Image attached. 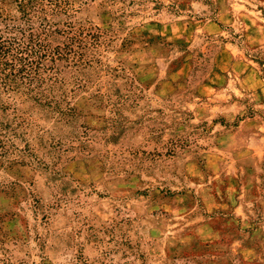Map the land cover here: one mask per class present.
Listing matches in <instances>:
<instances>
[{
  "label": "rangeland",
  "instance_id": "obj_1",
  "mask_svg": "<svg viewBox=\"0 0 264 264\" xmlns=\"http://www.w3.org/2000/svg\"><path fill=\"white\" fill-rule=\"evenodd\" d=\"M23 7L78 42L49 107L0 81V264H264V0H0V33Z\"/></svg>",
  "mask_w": 264,
  "mask_h": 264
},
{
  "label": "trees",
  "instance_id": "obj_2",
  "mask_svg": "<svg viewBox=\"0 0 264 264\" xmlns=\"http://www.w3.org/2000/svg\"><path fill=\"white\" fill-rule=\"evenodd\" d=\"M38 12L36 7H23V26L2 31L7 35L0 33V81L10 90L25 89L22 94L35 105L49 107L55 101L45 86L63 68L60 63L67 62L74 55L73 49L78 41L72 26H64L66 28L61 30L53 29L47 23L42 25L44 20H40ZM34 18L41 23L40 31L33 29ZM53 36H59L63 41H57L53 46L54 39L52 43L48 42Z\"/></svg>",
  "mask_w": 264,
  "mask_h": 264
}]
</instances>
